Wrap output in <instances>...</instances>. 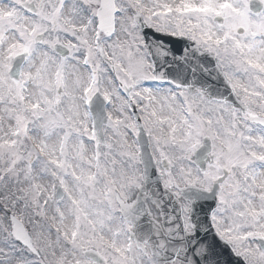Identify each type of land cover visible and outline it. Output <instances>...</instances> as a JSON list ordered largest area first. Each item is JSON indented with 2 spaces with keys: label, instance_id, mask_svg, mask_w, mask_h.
Here are the masks:
<instances>
[{
  "label": "snow or ice",
  "instance_id": "1",
  "mask_svg": "<svg viewBox=\"0 0 264 264\" xmlns=\"http://www.w3.org/2000/svg\"><path fill=\"white\" fill-rule=\"evenodd\" d=\"M264 264V0H0V264Z\"/></svg>",
  "mask_w": 264,
  "mask_h": 264
},
{
  "label": "water",
  "instance_id": "2",
  "mask_svg": "<svg viewBox=\"0 0 264 264\" xmlns=\"http://www.w3.org/2000/svg\"><path fill=\"white\" fill-rule=\"evenodd\" d=\"M215 252L217 253V255L213 259H218L220 261V264H225V262L222 260L223 253L226 255L225 250H222L221 248H216ZM228 261H232V259L228 258Z\"/></svg>",
  "mask_w": 264,
  "mask_h": 264
}]
</instances>
